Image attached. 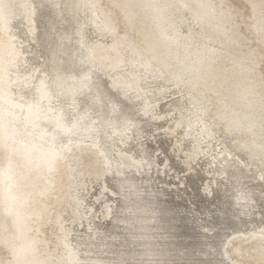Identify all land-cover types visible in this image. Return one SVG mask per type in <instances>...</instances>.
<instances>
[{
    "label": "bare ground",
    "instance_id": "obj_1",
    "mask_svg": "<svg viewBox=\"0 0 264 264\" xmlns=\"http://www.w3.org/2000/svg\"><path fill=\"white\" fill-rule=\"evenodd\" d=\"M243 1L0 0V264H264L241 254L264 245V0Z\"/></svg>",
    "mask_w": 264,
    "mask_h": 264
},
{
    "label": "rangeland",
    "instance_id": "obj_2",
    "mask_svg": "<svg viewBox=\"0 0 264 264\" xmlns=\"http://www.w3.org/2000/svg\"><path fill=\"white\" fill-rule=\"evenodd\" d=\"M191 2H192V0H191ZM237 2H238V5H239V7H240V10L243 12H245L246 11V7L245 6H243L244 4H246V2H244L243 0H237ZM254 43L256 44L257 42L256 41H254ZM253 44V43H250V42H247V47H252L251 45ZM244 46V45H243ZM242 46V47H243ZM263 49V48H262ZM261 49V46L259 47V50H262ZM257 59V64H255V65H253V68H254V70H258V72L260 71V76L259 77H261L262 78V80H264V60H263V57L262 58H256ZM263 76V77H262ZM148 80H146V82H145V85H149L150 87L152 86L151 84H150V82H147ZM152 89H153V87H151ZM150 88V94H147V95H152V89ZM170 95L169 94H166V96L165 97H163L162 99H165V100H159V102H160V109L161 110H164V108L166 109V107L169 105V101H170V97H169ZM168 100V101H167ZM165 102H167L168 103V105H167V103H165V105H164V103ZM163 105H162V104ZM163 107V108H162ZM181 112V111H180ZM182 113V112H181ZM166 120H164V122H165ZM43 122H48V120H44ZM164 122H162V123H164ZM161 123V124H162ZM191 126H193V123H192V125ZM186 129H188V128H186ZM187 132H189V133H187L188 135H189V138L190 139H198L199 140V142L200 143H202V147L205 149V150H207V152H206V155H208V156H206V161H208V160H211V159H213L214 160V162H211V164H213V165H211V168H212V170H206V172H205V169L203 168V166L201 165V168H203V170L204 171H202L201 173H196V175H195V178L197 179V180H195L196 182V185H197V188H201L202 186H203V184H206L208 181H210V178H211V175H213V174H215L216 172H217V170H218V168H219V164L222 162L221 160H220V156L217 154V150H216V148H215V145H216V141L218 140V138H217V136H215L214 135V133L209 129V128H204V130L202 131V134L200 133H198V135H197V133H195L193 130H190V131H187ZM193 132V133H192ZM193 134V135H192ZM190 135H192V136H190ZM197 135V136H196ZM210 137H211V140H210ZM139 138H137V139H133V141L130 143L132 146H126V147H128V148H130V149H138L140 146H139V141H140V139L138 140ZM136 144H135V143ZM211 142V143H210ZM210 143V144H209ZM209 145H211V146H209ZM220 145V144H219ZM213 146H214V148H215V150H214V148H213ZM209 147V148H208ZM210 149H212V150H210ZM166 153H165V151L163 152V154L159 157V160L160 159H162L163 157H165L166 155H165ZM164 155V156H163ZM214 156H216V157H214ZM218 156V157H217ZM204 160V161H205ZM219 162V163H218ZM221 165V164H220ZM74 169H75V167H74ZM76 169H78L77 167H76ZM177 169V168H176ZM174 170V172L176 173V175H172V174H170V177H168L167 179H163V180H158L157 179V186H161V184H162V182H164V180L166 181V183H169V186H171V188L172 189H174V183H176V182H178V180L179 179H181L182 178V173H179L177 170H175V169H173ZM213 172V173H212ZM153 169L152 168H148L146 171H145V176L146 177H151L153 174ZM217 174V173H216ZM215 174V175H216ZM228 175V178L226 179V181H227V183H225L226 184V186L227 187H229V186H231L232 184H233V182H232V178H231V176L229 175V174H227ZM142 178H143V176H142ZM142 178L139 180V182L140 181H142ZM173 179V180H172ZM171 180V181H170ZM154 182H156V180L154 179L153 180ZM255 181H257V179H255L254 180V182ZM63 182H65V177H64V175H63V173H62V187H63V185H64V183ZM232 182V183H231ZM243 185H248V186H250V185H252V184H254V183H252V182H248V181H246V182H243L242 183ZM110 185L111 186H113V183H112V181H110ZM91 190H90V192H88L87 190L86 191H81L80 190V192H79V198L80 199H82V198H84V200H82V205H83V210H84V212H85V214H86V223L85 224H83L82 225V222H80L78 225H79V230H80V232H77L76 233V237L77 238H79L78 239V241H75V243H72V242H70L69 241V244H71L70 246H73V247H76V248H74V250L76 251V252H78V254H81L83 257H87V258H89L90 257V253L89 252H86V247H88V243H86L88 240H86V237H88V235H90L91 234V232H92V229L96 226V224L98 223V218H97V207L95 206L92 210H90V208H88L89 206H91V205H93L94 206V204H93V201H94V197H95V194H96V192H97V189H98V187L97 186H94L93 188H90ZM196 190V189H195ZM62 192H64V190H62ZM62 192L60 193V194H62ZM87 195V196H86ZM89 195V196H88ZM110 195H112L111 193L109 194L108 193V197H110ZM82 196V197H81ZM64 198L66 199V198H68L67 197V194H66V196H64ZM64 198H62V200H64ZM216 200H218L219 202H222L223 200H221V198H218L217 196H216ZM88 199V200H87ZM215 200V202L214 203H210V204H208V207L206 208V209H203L202 207L200 208V207H198V208H200L202 211H204V214H205V212H208L209 211V213H210V210L212 209V208H214V209H216L217 208V204H218V201H216ZM84 203V204H83ZM212 204V205H211ZM56 205V204H55ZM61 206H63V204H62V202L60 203V206L59 207H61ZM88 211V212H87ZM87 212V213H86ZM89 213V214H88ZM89 215V216H88ZM116 215H117V212H116ZM70 216V213L68 212L67 214H65V217L67 218V217H69ZM204 215H203V218L202 219H198V221H203V219H204ZM88 218V219H87ZM206 218V217H205ZM264 220V219H263ZM91 222V223H90ZM65 223H66V220H65ZM93 224H95V225H93ZM83 226V227H82ZM89 227V228H88ZM83 228H84V230H83ZM87 229V230H86ZM95 229V228H94ZM80 236H79V235ZM240 237H243L242 235H240ZM82 238V239H81ZM223 238V237H222ZM238 239L239 238H236V236L235 237H233L231 240H232V242H228L227 244H226V249H227V251H228V253L230 254V256H231V258H233L232 260H234V261H236V262H238V263H240L233 255V247L234 246H241V241H238ZM68 240H70V235H69V238H68ZM85 241V242H84ZM81 243V244H80ZM86 243V244H85ZM175 243H177V241H175ZM174 243V244H175ZM177 245V244H176ZM85 247V248H84ZM132 247H134V248H137L136 247V245H132L131 246V248ZM246 247V248H245ZM264 248V245L263 244H257V245H253V244H250V246H244V250L246 251V253H243V251H241V254H244V255H242V257H244L243 259H244V261H247L248 263L250 262L249 260H251V262H253V261H257V259H260L261 258V256H262V249ZM181 250H179V252H180ZM252 253H251V252ZM254 253V254H253ZM181 254V253H180ZM182 255V254H181ZM251 255V256H250ZM254 255V256H253ZM248 256H250V258L248 257ZM246 257H248V258H246ZM256 257H257V259H256ZM131 258H128V262H130L131 260H130ZM254 259V260H253ZM253 260V261H252Z\"/></svg>",
    "mask_w": 264,
    "mask_h": 264
}]
</instances>
